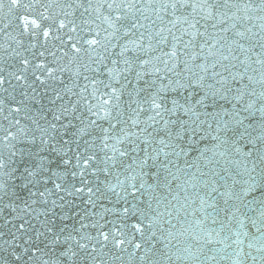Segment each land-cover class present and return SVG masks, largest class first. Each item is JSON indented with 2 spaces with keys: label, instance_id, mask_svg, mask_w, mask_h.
Wrapping results in <instances>:
<instances>
[{
  "label": "snow or ice",
  "instance_id": "1",
  "mask_svg": "<svg viewBox=\"0 0 264 264\" xmlns=\"http://www.w3.org/2000/svg\"><path fill=\"white\" fill-rule=\"evenodd\" d=\"M0 264H264V0H0Z\"/></svg>",
  "mask_w": 264,
  "mask_h": 264
}]
</instances>
